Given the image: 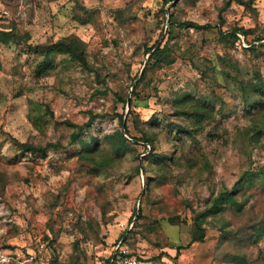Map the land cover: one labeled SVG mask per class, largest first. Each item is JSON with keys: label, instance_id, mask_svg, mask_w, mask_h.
<instances>
[{"label": "rangeland", "instance_id": "1", "mask_svg": "<svg viewBox=\"0 0 264 264\" xmlns=\"http://www.w3.org/2000/svg\"><path fill=\"white\" fill-rule=\"evenodd\" d=\"M9 28L19 36L0 42V264H23L38 240L50 264H98L117 242L138 264H264V0H0ZM67 35L88 66L55 52L37 76V49ZM165 41L173 61L146 64L145 48ZM121 115L153 145L117 150ZM66 120L82 124L73 143ZM11 137L60 145L16 151ZM225 191L234 201L223 196L190 242L192 215Z\"/></svg>", "mask_w": 264, "mask_h": 264}, {"label": "trees", "instance_id": "2", "mask_svg": "<svg viewBox=\"0 0 264 264\" xmlns=\"http://www.w3.org/2000/svg\"><path fill=\"white\" fill-rule=\"evenodd\" d=\"M164 1H166V0H164ZM237 1L239 3H243V4H245L247 2V0H237ZM170 23H172V24L176 23L177 25L191 24L192 26H195V27H201V25H199L195 22H192V21L187 22V21L173 20ZM232 30H233L232 33L234 34L235 31L238 29L234 28ZM18 36L19 35L15 31H13L12 28L0 29V42H2V43L7 44L10 39H13V38L15 39ZM256 38L257 39H263L264 34L258 35V36H256ZM36 47H35V50H36ZM39 50H40V53L42 54V57H41L40 61L36 62L34 65V71L37 74V76H42V75L46 74V71L52 65V58H53L52 55L55 52L66 53L73 60H76L77 62H79L82 66H85V67L88 66L86 55L84 53L83 42L80 38H78L75 35L63 36V37L55 40L54 42H48L44 45H41L37 49V51H39ZM145 52L148 53L146 64L153 66V67H161L164 65H168L173 61V58L171 56V46L168 45L167 41H165L163 44H161V42H159L157 45L153 44L150 47H146ZM144 75H145V71H142V75L140 76V78H138V81L141 80ZM256 75L258 77L255 80V82L256 81L260 82V85L262 86L263 83H262V77H261L260 73L257 72ZM255 82L253 84H255ZM136 86H137V84L132 85L131 94H135ZM121 100L122 101L125 100V102H127V99H124V97H121ZM198 112L199 111H193L192 113H193L196 121L199 123V121H201V118H197L196 114H199ZM93 116L94 115L91 114L90 119H92ZM119 120H120V124L122 125L123 130L118 131V133L115 134L114 138L111 136V138H113L111 140V142L116 146L117 150L120 148L121 149L124 148L126 146V144L129 143L128 139L141 141L143 144H145L147 142L152 143L153 137L150 135L151 133L146 132V133H141V135H139V136H135V135L131 134L130 131L128 130L127 126L125 125V122L122 119V115L119 117ZM66 123L76 127V130L71 132L70 138L68 140V143H73L78 138L77 136H78L79 130L82 128V124L73 123L69 120H66ZM178 127H181V126H178ZM181 129L186 130L188 132L191 131L190 128H187L185 126L181 127ZM259 130L260 129H257V131L255 130L256 131L255 133H257ZM11 140H12L13 147L16 151H24V152H31V153H37V154H42L45 151L46 146L49 144L51 146H54V147L60 145V143H47L46 145L33 144L32 142H29V141H20L14 137H11ZM152 145H153V143H152ZM151 155L156 156L157 154H155V152L153 150L151 152ZM138 168L139 167L136 166L137 170H138ZM223 196H225L226 200L234 201V198L230 194V191H225L224 193H220L219 195H217L213 199V202L210 203V205L205 206L203 209L196 211L192 215V221L193 222H192V228L190 230V242L199 241V240H202L204 238V227L202 225L204 218L207 215L217 211L219 207L221 208V204H222V202H224ZM141 216H142L141 211L138 210L137 211V218L141 217ZM169 220H172V222H173V219L170 218ZM260 230L261 229L258 228V231H260ZM38 241H41V240H38ZM38 241H36V242H38ZM43 243L45 244V247H46V243L45 242H43ZM34 245H35V243H34ZM183 247H185V245L178 244L176 246V252L178 253L179 250L182 249ZM129 253L132 255H135L131 251H129Z\"/></svg>", "mask_w": 264, "mask_h": 264}, {"label": "built area", "instance_id": "3", "mask_svg": "<svg viewBox=\"0 0 264 264\" xmlns=\"http://www.w3.org/2000/svg\"><path fill=\"white\" fill-rule=\"evenodd\" d=\"M45 249V244L42 241L36 242L33 249L28 250L23 254V264H49L43 253ZM138 263V258L135 255L130 254L120 242H117L110 252L107 255L102 256L98 262V264Z\"/></svg>", "mask_w": 264, "mask_h": 264}, {"label": "water", "instance_id": "4", "mask_svg": "<svg viewBox=\"0 0 264 264\" xmlns=\"http://www.w3.org/2000/svg\"><path fill=\"white\" fill-rule=\"evenodd\" d=\"M172 1L174 2L175 0H172ZM165 12L168 13V6H165ZM146 57H148V55ZM128 98H127V102H128Z\"/></svg>", "mask_w": 264, "mask_h": 264}]
</instances>
